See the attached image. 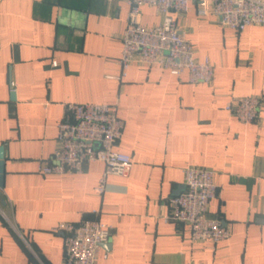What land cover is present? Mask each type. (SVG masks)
I'll return each mask as SVG.
<instances>
[{"label":"crops","instance_id":"0c3cea01","mask_svg":"<svg viewBox=\"0 0 264 264\" xmlns=\"http://www.w3.org/2000/svg\"><path fill=\"white\" fill-rule=\"evenodd\" d=\"M127 11L125 0H0V264H63L51 227L93 217L113 227L96 264H264V102L249 123L225 109L232 96L264 94V25L236 31L192 2L174 18L212 81L139 62L118 78ZM140 20L161 15L144 4ZM67 102L115 104L124 122L114 149L131 165L108 174L101 195L99 160L81 173L38 172ZM187 166L214 171L208 214L226 239L192 241L185 224L164 220Z\"/></svg>","mask_w":264,"mask_h":264},{"label":"built area","instance_id":"2783aa9c","mask_svg":"<svg viewBox=\"0 0 264 264\" xmlns=\"http://www.w3.org/2000/svg\"><path fill=\"white\" fill-rule=\"evenodd\" d=\"M128 5L126 24L121 35L122 49L118 58L119 76L126 75L133 62L159 64L172 74L187 73L190 82L210 83L213 66L207 58L197 60L191 43L178 30L175 14L188 10L196 3L199 11L207 4L223 25L236 31L254 24L264 25V0H125ZM149 5L161 15L153 26L141 23V6ZM264 94L232 96L225 109L242 123L256 121ZM124 122L117 115L115 104L105 102H67L62 118L57 123L58 147L49 158L40 162L38 172L81 173L94 160L103 163V170L93 191H105L108 174L124 175L131 165V156L117 151ZM184 188L170 196V210L164 220L181 222L187 226L192 241L217 243L226 239L230 229L216 216L208 214L209 202L218 195L214 171L202 166L183 169ZM63 235V264H96L100 244L107 240L113 227L98 218L80 222L60 221L51 227ZM108 253L104 252L103 257Z\"/></svg>","mask_w":264,"mask_h":264},{"label":"water","instance_id":"95a60500","mask_svg":"<svg viewBox=\"0 0 264 264\" xmlns=\"http://www.w3.org/2000/svg\"><path fill=\"white\" fill-rule=\"evenodd\" d=\"M213 66V65H212ZM213 71H214V67H213ZM12 97H13V93H12ZM3 146H0V187H2L3 185Z\"/></svg>","mask_w":264,"mask_h":264}]
</instances>
